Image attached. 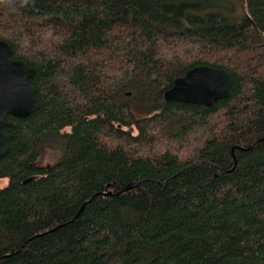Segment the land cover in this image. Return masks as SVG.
<instances>
[{
	"label": "trees",
	"instance_id": "1",
	"mask_svg": "<svg viewBox=\"0 0 264 264\" xmlns=\"http://www.w3.org/2000/svg\"><path fill=\"white\" fill-rule=\"evenodd\" d=\"M235 1L248 23L213 0H0L38 103L7 116L0 264L260 263L264 0ZM200 65L228 97L164 101Z\"/></svg>",
	"mask_w": 264,
	"mask_h": 264
},
{
	"label": "water",
	"instance_id": "2",
	"mask_svg": "<svg viewBox=\"0 0 264 264\" xmlns=\"http://www.w3.org/2000/svg\"><path fill=\"white\" fill-rule=\"evenodd\" d=\"M11 52L10 46L0 40V158L7 153L10 139V134L4 129L14 126L7 116L22 119L38 108L34 88L28 82L35 76V70L22 60H13ZM231 86L232 76L228 71L204 65L194 66L173 80L172 85L164 91L163 99L166 102L198 104L209 108L216 101L227 98ZM136 186L137 183H129L114 194ZM110 194L109 185L103 195ZM259 264H264V257Z\"/></svg>",
	"mask_w": 264,
	"mask_h": 264
},
{
	"label": "rangeland",
	"instance_id": "3",
	"mask_svg": "<svg viewBox=\"0 0 264 264\" xmlns=\"http://www.w3.org/2000/svg\"><path fill=\"white\" fill-rule=\"evenodd\" d=\"M213 1L217 2L218 9H220L221 12H223L224 9L230 10L231 12L229 15L232 18L248 23V19L244 15L243 9L239 4V2L235 0H213ZM55 157L56 156L52 152H48L47 154H45V156L40 158L39 163L44 166L50 165L55 161ZM6 183H7L6 179L0 180V187L4 186Z\"/></svg>",
	"mask_w": 264,
	"mask_h": 264
}]
</instances>
